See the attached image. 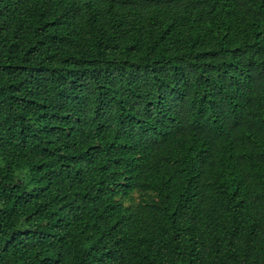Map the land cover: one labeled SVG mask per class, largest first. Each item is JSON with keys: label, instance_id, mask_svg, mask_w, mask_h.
Masks as SVG:
<instances>
[{"label": "trees", "instance_id": "trees-1", "mask_svg": "<svg viewBox=\"0 0 264 264\" xmlns=\"http://www.w3.org/2000/svg\"><path fill=\"white\" fill-rule=\"evenodd\" d=\"M0 264H264V0H0Z\"/></svg>", "mask_w": 264, "mask_h": 264}]
</instances>
